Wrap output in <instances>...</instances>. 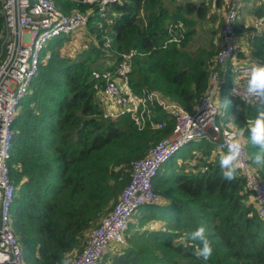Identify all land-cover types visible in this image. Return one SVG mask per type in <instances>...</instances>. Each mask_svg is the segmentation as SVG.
Here are the masks:
<instances>
[{
	"label": "trees",
	"instance_id": "obj_1",
	"mask_svg": "<svg viewBox=\"0 0 264 264\" xmlns=\"http://www.w3.org/2000/svg\"><path fill=\"white\" fill-rule=\"evenodd\" d=\"M54 1L66 12L89 7ZM215 1L218 7L224 4ZM207 5L204 0H123L113 4L109 18L96 12L90 16L87 32L95 42L75 57L60 55L56 44L61 40L51 44L53 56L41 66L16 117L9 160L18 186L13 229L28 264H59L62 255L80 249L89 230L117 203L129 182L131 163L171 132L169 122L161 131H140L127 117L104 119L92 72L113 71L123 54L134 52L131 87L136 92L143 87L159 90L192 111L208 86L217 53L213 42L197 51L188 47L196 31L190 16L205 17ZM254 13L264 15V3ZM180 23L184 37L177 43L171 39L179 32L171 25ZM4 27L0 2V30ZM250 47L264 60V30L250 39ZM259 109L234 98L228 112L243 131L252 165L264 178V165L253 162L257 149L248 143V129ZM213 147L208 143L203 154L209 156ZM205 161L196 172L185 169L172 180L159 172L156 178L155 187L158 182L174 204L165 209L176 215L181 232L136 233L110 264H264V220L244 188V178L239 172L235 180L226 181L219 160ZM201 225L214 248L208 261L194 255L199 242L186 235ZM151 246L163 258L152 250L148 254Z\"/></svg>",
	"mask_w": 264,
	"mask_h": 264
},
{
	"label": "built area",
	"instance_id": "obj_2",
	"mask_svg": "<svg viewBox=\"0 0 264 264\" xmlns=\"http://www.w3.org/2000/svg\"><path fill=\"white\" fill-rule=\"evenodd\" d=\"M68 1L89 7L66 12L54 0H0L5 21L4 29L0 30V257L5 258L3 264H28L23 246L13 229L12 209L18 186L9 168L13 126L22 101L30 92L41 66L51 60V44L63 36L68 40L79 28H87L94 12L101 18H109L113 4L123 0ZM244 1L224 0L213 71L205 92L192 111L159 90L143 87L136 92L131 87L129 73L134 52L123 54L113 71L92 72L96 81L94 90L102 104L104 119L116 121L127 117L140 131H161L168 122L172 128L166 137L150 147L146 156L131 163L129 182L117 203L90 231L81 252L71 259L72 264H102L107 252L113 254L117 250L118 253L126 246V234L134 214L143 206L158 205L163 201L162 194L155 187L163 165L192 141L214 144L208 157L215 160L216 156L226 151L227 135H239L246 151L239 172L245 180V190L250 192V200L264 220V178L250 161L247 140L229 115V106L223 107L220 101L223 92L224 100L240 99L234 95V88L245 87L253 61L264 62L251 53L250 47V39L264 30V15L252 19L246 24L250 29L241 31L238 19ZM215 2L213 0L214 7L220 10ZM171 26L173 32H179L171 41L181 42L184 37L182 23ZM56 45L61 56L68 55L64 52L67 47L65 42ZM222 70L224 77L221 80ZM195 154L206 156L202 152ZM113 245L117 246L115 250Z\"/></svg>",
	"mask_w": 264,
	"mask_h": 264
},
{
	"label": "rangeland",
	"instance_id": "obj_3",
	"mask_svg": "<svg viewBox=\"0 0 264 264\" xmlns=\"http://www.w3.org/2000/svg\"><path fill=\"white\" fill-rule=\"evenodd\" d=\"M177 1H183V0H177ZM204 1H206V3L208 4L207 6H209L207 15L205 17H197L196 15L190 16L192 19L195 20V26L194 27H195L196 31L193 34L192 38H190L188 47H189L190 51H197L200 48H210V44L213 42V44L215 46V52H216L218 50V47H219V39H220L219 35L221 32V28H222V20H223V12L224 11H223V7H221L220 10H217L214 7L213 0H204ZM259 1L258 0L257 1L256 0H245L243 2V5H242L241 10H240V18L238 19V25H240V24L246 25V24L250 23L252 19L257 18L256 14L254 13V10L256 8L260 7L264 3V0H261V2H259ZM87 30H88L87 28H79L72 35V37L68 38V40H65L64 36L61 37L60 39H58V40L63 41V43L65 42V44H67V47L65 48L64 52L67 53L68 56L75 57L79 51H81L85 48H89L90 45L95 42V40H93V38L90 39V35H88ZM74 40L77 41L76 45H75V43H71V41H74ZM69 41H70V43H69ZM225 89L226 88H224V90ZM224 99H225V92L221 93L220 101L223 102ZM207 145H208L207 142L199 143V142H195V141H192L191 143L186 145L169 162H167L166 164L163 165L162 169L160 170V173H162L161 178L166 177L168 180L169 179L172 180L171 178L179 175L178 172H185V169H188L190 172V171L196 170L199 167L200 168L204 167V164L206 162L205 158L195 159V154H192V153L194 151H196L197 153H199V152L204 153ZM190 156H191V160L186 163V161L189 160ZM196 157H198V155ZM217 160H219V155L216 156L215 162ZM179 163L182 165H180ZM126 171H127V173H129L130 169L129 170L127 169ZM129 175H130V173H129ZM157 184H158V182H156V188L163 196V201L160 205H162L164 208L157 205V206L145 208L144 211H139L136 214H134L133 220L135 221V223H132L134 221L131 222L132 223L131 226H133L132 230L136 229V222L139 221V223H141L142 218H147L145 220V222H149V220H150L149 218H151L150 216H155L158 218H162L164 220L167 219V220H169V222H177V221H175L177 219L175 217L176 215H173V214L169 215L165 209V208L172 209L174 204L172 203V201H169V198L164 196V189L157 187ZM169 202H171V203H169ZM141 209H143V208L141 207ZM154 219H156V218H154ZM94 227H96V226H94ZM94 227H92V229ZM130 229H131V227H130ZM91 230H89V232L86 234L85 238L83 239V244L80 247V249L73 251L69 255V257L71 259L76 254L81 252ZM141 230H143V229L140 228V231ZM178 232H181V231H178ZM183 234H185V233H183ZM184 237H186V236H184ZM180 240H183V237L180 238ZM180 240H178V241L176 240V243L179 244ZM126 242L128 243V238L126 239ZM126 246H127V244H126ZM116 248H117V246L113 245V250H115ZM152 248H153V246H151L150 250L148 251V254H150ZM116 251H115V253H116ZM152 251H154V253H155L156 257H158V259L163 258L162 253L159 252L160 250L158 248H154ZM115 253L112 255V252L109 251L106 253L104 258L107 257V260L110 261V259L116 255Z\"/></svg>",
	"mask_w": 264,
	"mask_h": 264
},
{
	"label": "clouds",
	"instance_id": "obj_4",
	"mask_svg": "<svg viewBox=\"0 0 264 264\" xmlns=\"http://www.w3.org/2000/svg\"><path fill=\"white\" fill-rule=\"evenodd\" d=\"M217 86L219 88L218 81ZM233 93L245 103L260 105L257 116L248 129V143L257 149L253 162L257 165H264V62L253 61L245 87L234 88ZM230 104V100H224L222 106L228 107ZM225 143L226 151L219 155V168L224 180L233 181L237 178L246 158L245 143L236 133L227 135ZM186 235L188 240L199 242L200 246L195 248L194 255L198 259L208 261L213 255L214 248L206 227L198 226ZM4 259L0 257V264H3ZM59 264H72L71 258L62 255Z\"/></svg>",
	"mask_w": 264,
	"mask_h": 264
},
{
	"label": "crops",
	"instance_id": "obj_5",
	"mask_svg": "<svg viewBox=\"0 0 264 264\" xmlns=\"http://www.w3.org/2000/svg\"><path fill=\"white\" fill-rule=\"evenodd\" d=\"M259 2H261V1H259ZM76 42L77 41H75L74 40V42L73 43H75V45H76ZM70 43V42H69ZM85 46V45H84ZM81 47V46H80ZM80 50V49H79ZM195 152L196 151H194L192 154H195ZM191 155V154H190ZM197 155L195 154V159H197V158H205V159H208L209 157L208 156H205V157H196ZM187 160V159H186ZM191 160V156L189 157V160H187L186 161V163L188 162V161H190ZM181 163V162H180ZM179 163V164H180ZM180 165H182V164H180ZM196 170H198V169H196ZM196 170H193V171H190V172H196ZM187 171L189 172V170L187 169ZM169 201H170V199H169ZM172 201V200H171ZM162 203V202H161ZM160 203V204H161ZM169 203H171V202H169ZM160 204H158L160 207H162V208H164L162 205H160ZM147 207H150V206H143L142 208L143 209H141L140 208V210L139 211H144L145 210V208H147ZM138 211V212H139ZM166 212H167V210H166ZM151 217V216H150ZM155 217H151V218H149L150 220H149V222H145V220L147 219V218H142L141 219V223H139V221L138 222H136V229H134V230H132V228H133V226H130L131 227V229H129L128 231H127V234H126V239L128 238V243H127V246L125 247V248H127V247H129V241H130V239L132 238V236L134 235V234H136V233H140V232H143V231H145V230H148V231H157V230H170L171 228V231H175V232H178L179 231V229H178V227H177V222H169V220H164V219H162V218H156V219H154ZM134 221V220H133ZM132 223H135V221L134 222H132ZM131 223V224H132ZM130 224V225H131ZM176 226V227H175ZM175 227V228H174ZM140 228H142L143 230H141L140 231ZM123 249V248H122ZM121 249V250H122ZM120 250V251H121ZM114 254V253H113ZM112 254V255H113ZM107 258V257H106ZM105 258V259H106Z\"/></svg>",
	"mask_w": 264,
	"mask_h": 264
},
{
	"label": "water",
	"instance_id": "obj_6",
	"mask_svg": "<svg viewBox=\"0 0 264 264\" xmlns=\"http://www.w3.org/2000/svg\"><path fill=\"white\" fill-rule=\"evenodd\" d=\"M223 77H224V70H222V71L220 72V79L222 80Z\"/></svg>",
	"mask_w": 264,
	"mask_h": 264
}]
</instances>
